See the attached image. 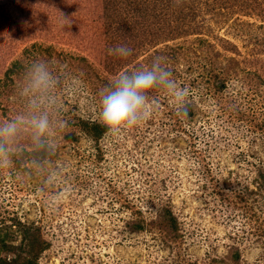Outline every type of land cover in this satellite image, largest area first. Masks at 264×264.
I'll return each mask as SVG.
<instances>
[{
    "label": "rangeland",
    "instance_id": "374dc122",
    "mask_svg": "<svg viewBox=\"0 0 264 264\" xmlns=\"http://www.w3.org/2000/svg\"><path fill=\"white\" fill-rule=\"evenodd\" d=\"M157 56L192 116L157 89L138 127L75 124L104 125L101 92ZM37 60L58 81L54 151L25 131L0 166L2 256L20 218L46 241L37 264H264V0H0V122Z\"/></svg>",
    "mask_w": 264,
    "mask_h": 264
},
{
    "label": "clouds",
    "instance_id": "9594fccd",
    "mask_svg": "<svg viewBox=\"0 0 264 264\" xmlns=\"http://www.w3.org/2000/svg\"><path fill=\"white\" fill-rule=\"evenodd\" d=\"M64 26L70 20L63 16ZM116 55L127 58L132 49L121 44L113 49ZM58 81L49 64L43 60L33 61L25 72L20 94L26 99L25 111L14 118L0 122V166L11 162L10 148L21 137L30 133V140L37 151L51 153V133L57 122L51 109L56 105L54 91ZM166 92L173 100L179 114L187 116V89L180 88L162 57H155L150 67L119 73L110 86L100 94V118L112 132L140 126L151 115L149 93L153 90ZM53 175L48 176L52 183Z\"/></svg>",
    "mask_w": 264,
    "mask_h": 264
},
{
    "label": "trees",
    "instance_id": "16d2710c",
    "mask_svg": "<svg viewBox=\"0 0 264 264\" xmlns=\"http://www.w3.org/2000/svg\"><path fill=\"white\" fill-rule=\"evenodd\" d=\"M160 16V15H159ZM160 18V17H159ZM197 61V60H196ZM206 68L205 64H199ZM191 67V66H189ZM208 67V66H207ZM213 68V67H212ZM224 87V82L219 81L216 83L217 89H222ZM194 105V104H193ZM193 106L192 103L187 101V116H192ZM185 117L181 115V119ZM75 124H80L87 132L93 134L95 138L99 137L104 131L106 126L101 125L100 122L93 119H83L79 118ZM17 224V231L21 236V243L17 252H14L13 257L8 258L6 256H2L3 253L12 252L14 245L11 244L12 237L10 234L5 233L0 235V264H37V257L39 252L45 250L47 248L46 241L41 239L40 236V228L36 225L35 222L30 221L29 223H25L16 218L13 219ZM174 218H170V223H172ZM138 226L134 223L131 225V228L135 230ZM139 228V227H138ZM9 241V242H8Z\"/></svg>",
    "mask_w": 264,
    "mask_h": 264
}]
</instances>
